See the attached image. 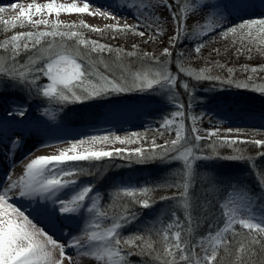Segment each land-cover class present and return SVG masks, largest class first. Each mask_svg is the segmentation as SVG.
I'll return each instance as SVG.
<instances>
[{
  "label": "snow or ice",
  "instance_id": "1",
  "mask_svg": "<svg viewBox=\"0 0 264 264\" xmlns=\"http://www.w3.org/2000/svg\"><path fill=\"white\" fill-rule=\"evenodd\" d=\"M260 6L264 9V0H261ZM10 7L13 10L19 8V13L11 22H0L5 25V31L9 23L12 29L30 26L37 30L18 32L0 41V85L35 93L59 105L103 100L127 93H160L175 110L162 119L157 132L161 138L166 132L174 133V137L162 144H158L153 137L150 147L112 150L87 147L80 150L85 144L109 141L120 144L146 143V139L136 132L123 138L118 135H92L72 141L70 147L60 150L58 154L32 159L17 179L9 175L7 186L0 187V264H80L81 257L95 264H129L132 255L146 257L154 264H264V197H257L240 182L210 176L208 182L219 199L214 203L205 201L208 207L200 216L193 215V189L199 162L248 160L255 169L253 158L234 146L252 143L264 148V140L221 138L217 135L218 129L201 136L195 125L202 117L196 115L189 116L192 122L190 130L185 123L186 110L192 109L196 99L195 87L189 83V79L234 84L236 88L261 94H264V84L250 83L254 79L252 75L245 81H234L233 68L227 69L229 76L225 79L212 74L210 66L199 70L186 67L184 52L175 53L176 71L173 72L170 67L173 49L185 37L199 39L219 35L227 39L231 35L239 39L241 49L238 51L246 48L251 52L255 47L257 51L264 52V13L258 18H249L248 10L255 5L246 0H229L228 3H217L215 0H156L155 3L152 0H132L124 7L135 9L136 25L108 24L100 29L83 21L77 25L59 19H32L33 15L43 16L45 13L59 17L62 12L117 19L115 13L101 11L100 7L94 13L90 12V0H84L82 6H78L75 0L71 4L57 3V0H47L41 4L33 0L27 6L12 3ZM157 7L166 9L174 23L169 44L159 56L114 48L87 39L82 32L73 30L83 27L101 35L112 31L118 35L131 33L143 38L146 31L140 29L144 28L154 33L151 37L154 41L165 32L160 17L152 16ZM4 11L5 7H0V12ZM145 12L148 16L141 20ZM234 15L239 23L232 22ZM149 20L158 27L152 28ZM189 20L192 21L190 30ZM41 25L45 30H40ZM137 47L136 44L132 45L134 50ZM205 47L206 43L201 41L192 51L199 56ZM214 51L219 52L218 49ZM22 55L27 57L26 62L21 63ZM215 66L225 67L218 63ZM243 71L256 74L264 72V66L249 68L245 65ZM181 74L189 79L181 80ZM178 88L183 89L187 102L180 98ZM27 114L28 109L23 105L8 113L22 120ZM42 115L51 116L47 109ZM226 131L239 133L241 130L229 128ZM211 137H217V141L211 145L212 154L209 155L203 152L199 142ZM22 143V136L10 139L9 151ZM217 143L233 148L238 154L221 155L216 150ZM260 155H264V152ZM115 157L138 164L156 160L180 164V170L173 173L172 181L162 185L175 191L171 196L160 197L161 201L174 202L170 206L169 218L161 221L160 226L148 225L127 235L123 232L137 221V206L143 209L154 206L151 198L156 190L154 187L119 186L110 194L111 202L105 206V197L94 184L79 181L81 175L92 173H85L82 167H77V162ZM256 175L260 191L264 192V174L257 172ZM12 193L29 201H43V207L37 211L51 218H62L64 222L82 215L85 210L89 216L80 235L69 233V238L61 241L30 218V214L15 203ZM178 210L183 211V219ZM215 210L219 211L218 216ZM204 222H207V232L198 235L197 230ZM61 235H64L62 228ZM69 249L73 252H69Z\"/></svg>",
  "mask_w": 264,
  "mask_h": 264
},
{
  "label": "rangeland",
  "instance_id": "2",
  "mask_svg": "<svg viewBox=\"0 0 264 264\" xmlns=\"http://www.w3.org/2000/svg\"><path fill=\"white\" fill-rule=\"evenodd\" d=\"M73 2L72 0H70L66 3L71 4ZM76 3L78 4V6H82L81 4H79L80 2ZM5 11L6 12L4 13H0V22L13 21L12 19H9V15L13 13L14 10L8 8ZM65 14L67 16L59 21L64 23H75L77 25H79L80 22L83 21L92 27L100 29H104L105 26L108 25L95 23L93 24L91 21H89V19L83 17V14L80 13ZM259 16L260 15H254L248 17L258 18ZM120 18L121 20L125 21H120L119 23L113 24H119L123 26L125 23H127V19H122L123 17ZM234 18L233 20L231 19L232 22L239 23V19L236 16H234ZM47 19L53 21L57 20L56 18H54V14L49 16ZM171 22L172 27H169L167 30L164 29V35L157 37L154 41L151 39L154 33L144 28L140 29L146 31V35L143 38L132 35L131 33L120 34L125 42H120L118 38H113L114 36L118 37L119 35H115L112 31H107L103 35H101L100 33L91 32L83 27H79L73 30L82 32L87 39L97 40L100 43L111 45L114 48L120 47L125 49L126 51H137L140 54L147 52L159 56L163 48L168 46L169 38L173 34L174 23L172 20ZM127 24L134 25L132 21ZM7 27L8 30L5 31V25L3 23H0V41L18 32L37 30L30 26L17 27L15 29H12L10 23ZM40 30H45L43 25L40 26ZM229 37H231V39L229 44H226L227 46H221V42H223L224 44V40L226 39L221 38L219 35L200 37L199 39L185 37L177 44L176 48L173 49L174 55L171 58L173 61L172 66L176 68V52H183L184 50L186 52L187 50V53L190 54L191 50L189 46L192 43L196 45V43L201 41L206 43V47L202 49L203 56L200 59L202 62L208 61L214 64L218 62L219 64L227 66V69L233 68L236 71L243 68L245 63L247 65L251 63L252 65L253 61L257 60V58L259 59V61L264 63V52L257 51L255 47L251 52L247 51L246 48L238 51V49H241L239 39L237 37H232L231 35ZM146 40L148 41V43H144V41ZM233 41H235V43H233ZM133 44L138 45L137 49L134 50L132 48ZM139 44H143V47H141L142 45L140 46ZM216 49H218L219 52L214 51ZM104 55L105 57L108 56L107 53H105ZM26 60L27 57L22 55L21 63L26 62ZM240 62L243 63L242 67H240L239 65ZM253 67H255V65H253ZM225 71L228 72L227 70ZM247 77L244 76L242 77V79L245 80V78ZM43 82L47 81L44 80ZM218 83L222 84L220 82ZM262 83L264 84V80L262 81ZM28 94L27 92L20 89L8 88L0 85V101H4L6 100L4 99L5 97L13 95L12 99L6 101L11 105L12 110L19 105H23L28 109L29 112L27 114V117L24 118L25 121L29 116L32 115L31 118H35L36 120H41L48 123H59L61 124L60 126H62L66 130L68 129L70 132H77V134L74 135L76 137L77 135L80 137H87L92 135H118L123 138L125 136H130L133 132H136L140 133L141 137L146 139V143L143 144H120L115 141H109L108 143L103 144L94 143V145H96L97 147L99 146L98 148L95 146L96 149L99 150H112L115 148L132 149L141 146L150 147L151 139L153 137L156 138V142L158 144L164 143L166 139L160 140L161 137L159 136L157 129H159L162 119L165 116H168L170 112L175 110L171 104L166 102V97H163L160 93H127L118 95V99H109L108 97L103 100L97 99L84 103L66 105H59L47 101L46 98L40 96L32 97ZM260 94L261 93L250 89L236 87L228 88L223 85H204L201 89L199 88L197 93L195 92L196 99L193 101L192 109L190 111L186 110L185 123L190 130L192 122L189 116L196 115L197 117H202L201 119H198L195 125L199 129V135L201 136H206L207 131L218 129L219 131L217 135L221 138H236L244 141L264 140V101L260 100ZM38 99H43L46 101ZM45 109L48 110L51 116L42 115ZM114 109L117 111V113L115 115L109 116L107 113ZM123 111H126V113L122 114ZM229 128L234 130L240 129L241 131L239 133L235 131H233L232 133H228L226 129ZM259 133H261V135ZM165 134L168 135L169 133L166 132ZM168 137L170 139L173 138L174 133H171V135H168ZM162 138L167 137H165L164 135V137ZM204 140L214 142L217 141V137H211ZM253 146L256 145L253 144ZM111 147L112 149H107ZM216 150L218 152H223L222 154L220 153L221 155H235V152L234 150H232V148V152H227V150L229 149L226 147L225 149H223V151H219L217 147ZM259 152L262 153L263 151H258L257 153ZM259 156L261 155L259 154ZM226 161H202L199 162V164L200 167H204V169L206 167H209L208 170H212L213 167L216 169L219 168L218 170L226 169V165H232L231 168L235 169L237 173L241 171L246 179L249 180L246 181L247 185L244 184L245 187L250 188L257 197H264V192L260 191V185L258 184V176L256 175L258 171L254 172L253 168L250 166L251 162ZM95 162L96 165H94L92 161L77 163H83V165L79 164V167H82L85 173H97V176L95 178L96 183H98L97 180H103L101 181V184H103V187H105L106 190H109L108 193L110 194L115 188L119 186L132 185L142 187L153 183V181L156 179L164 180L166 176H169V174H171L173 171H176L177 167H181L178 162L167 164L165 162L156 160L153 161L154 163L152 164L154 168H148L144 164L130 162L119 157L111 159L105 158L104 160ZM107 165L111 167L109 169V172L105 170L107 169ZM175 166L176 168H173ZM200 167L197 169V171L201 173L202 176L207 177L208 175H206ZM84 175H86L85 178H82L84 182L94 184L93 179H91L89 175ZM88 176L89 179H86ZM174 191L175 190L173 189L172 192H170L171 194L169 193L166 195L151 194V197L158 200V203H160L161 206L159 207V205L154 204V206L149 209H136L138 213V219L135 222L136 225L143 224V222L145 221H150V225L155 224L156 226H160L161 221H166L170 215V206H173L174 202L168 200L161 201L160 197L171 196ZM178 214L183 219V211L182 213L178 212ZM131 225L133 226V224H130L129 226ZM123 232L126 235L131 233V231L127 232L124 230ZM197 234L203 235L199 232V229L197 230ZM137 259H139L137 255H132L131 257H129V264H138L139 262ZM151 264H154V262H152Z\"/></svg>",
  "mask_w": 264,
  "mask_h": 264
},
{
  "label": "bare ground",
  "instance_id": "3",
  "mask_svg": "<svg viewBox=\"0 0 264 264\" xmlns=\"http://www.w3.org/2000/svg\"><path fill=\"white\" fill-rule=\"evenodd\" d=\"M2 7L11 8L10 5L12 3L23 4L27 6L29 3H32L33 0H4ZM37 3H46L47 0H36ZM66 0H57V3L67 4ZM84 0H80L79 4H83ZM132 2V0H90V12H95L97 7H100L101 11L109 10L116 14L117 19L112 20L108 17H103L99 15H89L84 13L82 16L89 19L93 24H113L119 23L122 19H127V23L133 22L134 25L137 24V19L135 18V9H129L124 7L126 3ZM153 3L156 0H152ZM217 3H228L227 0H215ZM246 2L255 5L254 8H251L250 11H253L257 8H260L261 0H246ZM7 4V5H4ZM260 10L264 9L260 8ZM259 10V11H260ZM6 12V11H5ZM19 8L15 9L13 13L9 15V19L15 20L18 16ZM251 15L254 16L257 13L250 12ZM67 15L65 13H61L59 17L54 14V18L62 20ZM148 16V13L145 12L143 17H140L141 20H144L145 17ZM153 17H160L163 21V27L167 30L169 27H172V22L170 19V14L163 7H157L152 12ZM235 16V15H234ZM234 16L231 18L233 20ZM49 16L45 13L43 16L33 15L32 19H47ZM235 19V18H234ZM152 23L151 20L148 21ZM192 21H188L189 30L191 28ZM158 25L152 23V28H157ZM2 109L10 111L12 108L8 102L0 101ZM117 111L111 110L107 114L109 116L115 115ZM124 111L123 114H125ZM59 123H48L43 122L41 120H33L31 116L27 118V120L23 124H19L18 122L11 121H0V187H6L8 184L7 177L9 175L12 176L13 179H17L20 175H22L25 165L30 162L32 159L38 156H46V155H55L62 149L68 148L71 145V142L74 140L86 139L87 137L83 136H74L77 132H70L68 129H64ZM9 127V129H7ZM51 127V130L47 128ZM23 137V143L20 147H11V151H9V140L10 139H19ZM44 144H48L49 146H42ZM96 145L94 144H85L81 146L80 150L83 148L90 147L93 150L96 149ZM99 147V146H98ZM97 147V148H98ZM107 149H112L107 148ZM105 150V149H103ZM104 160V159H103ZM87 162V161H84ZM95 162V161H94ZM82 184H88L89 182H84L83 179L79 180ZM88 181V180H87ZM15 203L26 212V214H30V218H34L35 222H38L39 226L45 228L49 233L54 234L56 238L61 241L67 240L69 238V233L72 235H80L81 230L85 226V220L88 218L89 214L85 210L82 215H77L69 222H64L62 218H51L47 214L42 211H37L38 208H42L44 202L43 201H29L28 199L19 198L15 193L11 194ZM47 218V222L44 223L43 218ZM61 228L63 230L64 235H61ZM55 230V231H54ZM69 252H73L72 249H69ZM74 254V253H73ZM80 264H95L94 261H91L88 258L81 257Z\"/></svg>",
  "mask_w": 264,
  "mask_h": 264
},
{
  "label": "trees",
  "instance_id": "4",
  "mask_svg": "<svg viewBox=\"0 0 264 264\" xmlns=\"http://www.w3.org/2000/svg\"><path fill=\"white\" fill-rule=\"evenodd\" d=\"M170 2H171V0H170ZM174 7H175V5H174ZM114 34L118 36V34H116V33H114ZM116 38H118L120 40V42L121 41H124L122 39V36H120V35L118 37H116ZM230 39H231V37H228L226 40H224L225 41L224 44H223V42H221L222 43L221 46H227L226 44H229ZM139 45L140 46L142 45L141 47H143V44H139ZM193 46H195L193 43L189 46V48L191 50L190 51V54L187 53V50H186V52H185V50L183 51L186 54V62H185V66L186 67H192V68H195V69L199 70L200 68L210 66V67H212V74H214V75H220V76L224 77L225 79L228 78L229 73L225 71V70H227V66H225L224 68H219V67H216L215 66L218 62L215 63V64L212 63V62L210 63L208 61L202 62L200 59L203 56V51L201 52V54L199 56H197L192 51V49L194 48ZM239 65H240V67H242L243 66V63L240 62ZM245 65H247V64L245 63L244 66ZM253 65H255V67H261V66H264V63H262L261 61H259V59L257 58V60L253 61V64L252 65H251V63H249V65H247V66L249 68H251V67H253ZM170 67H171V69H172L173 72L176 71V68L173 67L172 64L170 65ZM241 72H243V73H241ZM250 75H252L251 72H245V71H243V68H241L240 70H237V71L235 70L234 71V73L232 74V79L234 81H245V80H247V78H245V80H243L242 77H244V76L247 77V76H250ZM252 76H254V79L250 83L263 84L262 81L264 80L263 79L264 72H258L256 74H253ZM180 79L181 80H185V79H189V78L186 77V76H184L183 74H181ZM189 83L191 85H194L195 92L196 93L199 90V88L201 89L202 86H204V85L206 86L208 84H210L211 86L223 85V86L228 87V88L235 87L234 84L233 85L219 84L218 81H201V82H196L194 80H190L189 79ZM178 91L180 93V98L182 100H184L185 102H187V99L188 98L184 94L183 89L182 88H178ZM28 95L29 96H32V97H35V96L36 97H39V96L35 95V93L28 94ZM116 96H118V95H116ZM259 96H260L259 97L260 100L263 101L264 100V94H260ZM259 134L261 135V133H259ZM168 135H171V134H168ZM168 135L165 134V137H167V138H161L160 140H165V139L166 140H170V138L168 137ZM161 142H163V141H161ZM199 143L202 146L203 152L205 154H209V155L212 154V150H211L212 147H211V145L213 144V141L203 140V141H201ZM216 147L219 149V151H223V149H225V147L229 149V150H227V152H230L231 151V148H229L227 146H220L218 143L216 144ZM234 148H239L240 150L243 151V153L246 156H250V157L253 158V160H255V169H253L254 172H257L258 171L259 173L264 174V155L259 156V154L261 152L257 153L258 151H263L264 152V148H259L257 146H253V144H250V143L236 145V146H234ZM232 150H233V148H232ZM219 153L222 154L223 152H219ZM235 154H238V153L235 152ZM218 161H220V160H218ZM246 161H248V160H245L244 162H246ZM248 162H250V161H248ZM153 163H154L153 161H152V163L150 161V162H148L146 164H148L149 167H152L153 166L152 165ZM226 164H227V161H226ZM227 166L228 165H226V169H220V170H218L219 168L216 169L214 167H213L212 170L211 169L208 170L209 167H206L205 169H204V167H200V168H202V171L206 175H208L207 177L202 176L201 173H199L197 171L198 174H197L196 179H195V185L196 186L193 189V198H194V202H195V207H194V210H193V215L194 216H200L201 213L203 212L204 208L205 207H208V205L205 203V201L210 200V201H213V203H214L217 199H219V197L215 194L212 186L209 184L208 177L214 176L217 179H221V180H225V181H232L233 183L240 182L242 184H246L247 185L246 181H249V180L246 179V177L244 176V174H242L241 171L239 173H237L235 171V169L231 168L232 165H229L228 167ZM110 168L111 167L109 165H107V169H105V170H107L109 172V169ZM152 168H154V167H152ZM173 168H176V166L173 167ZM179 169L180 168L177 167L176 171H173L171 174H169V176H166L164 180H157L156 179V180L153 181V183L148 184L147 185L148 187H154L156 189L154 192H152V194H156V195L163 194V195H166V194H169L170 192H172L173 189L164 188V187H162V185L166 181L167 182H171L172 179H173V173L178 172ZM207 171H209V172H207ZM92 176H97V173L92 172ZM97 182H100V180H97ZM152 200L155 202L154 203L155 205H159V207L161 206L160 203H158V200H156L154 198H152ZM110 202L111 201H110V195H109V197L107 198V201H106L105 206H107V204L110 203ZM201 206H203V207H201ZM163 208H164V206H163ZM136 209H139V206H137ZM178 212L182 213V210H178ZM215 214L218 216L219 215V211L218 210H215ZM149 223H151V222L150 221H145V222H143V224H140V225H136V223H135V226L134 227H131L128 230H125V231H127V232L128 231L135 232L137 229H141L142 230V229L145 228V226L150 225ZM199 232L201 234H204V233L207 232V222L202 223L201 227L199 228ZM138 257H139V259H137L138 262H139V263L137 262L138 264H151L152 263L146 257H142V256H138Z\"/></svg>",
  "mask_w": 264,
  "mask_h": 264
}]
</instances>
